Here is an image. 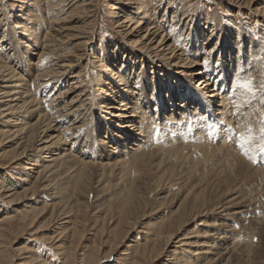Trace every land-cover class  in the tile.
Returning a JSON list of instances; mask_svg holds the SVG:
<instances>
[{"label": "bare ground", "instance_id": "obj_1", "mask_svg": "<svg viewBox=\"0 0 264 264\" xmlns=\"http://www.w3.org/2000/svg\"><path fill=\"white\" fill-rule=\"evenodd\" d=\"M111 1L127 38L96 53L107 63L96 80L77 70L89 56L78 46L92 39L80 36L74 51L62 52L74 36L65 22L78 2L66 0L65 5L73 2L69 13L53 15L48 28L40 10L35 21L27 19L32 3L27 13L20 9L14 25L0 21V59L12 62L0 66V125L15 139L16 161H25L33 184L43 173L48 183L61 175L103 196V185L113 180L125 220L143 214L146 191L155 189L160 200L168 190L163 202L172 204L159 208L144 251L150 247L159 256L183 236L168 264H227L236 258L247 264L253 242L242 237L249 216L238 192L264 187L262 24L258 29L242 19L234 27L195 13L201 26H191L186 5L171 16L168 9L158 15L152 0H136L132 7L127 0ZM177 14L181 25L174 22ZM254 15L264 23V8L256 7ZM214 37L210 49L206 45ZM31 57L37 64L50 60L33 79L26 65ZM237 81H251L252 91ZM34 114L39 116L32 123ZM249 128L253 139L241 147L240 136ZM175 169L181 170L177 183L167 184ZM0 191L2 198L14 195L19 201L25 195L3 184ZM192 225L197 226L185 233Z\"/></svg>", "mask_w": 264, "mask_h": 264}, {"label": "rangeland", "instance_id": "obj_2", "mask_svg": "<svg viewBox=\"0 0 264 264\" xmlns=\"http://www.w3.org/2000/svg\"><path fill=\"white\" fill-rule=\"evenodd\" d=\"M29 1L0 0L1 24L14 25L21 10L22 13H27L28 5L32 3L30 7L32 11L25 14L27 19L35 21V14L40 10L44 13L46 28H48L52 18L64 12L67 15L70 11L69 5L73 3L65 5L66 0ZM73 1L78 2L72 6L76 12L65 22V25L74 36L71 38L72 42L63 46L62 52L74 51L75 44L81 42L80 36H86L90 41L92 39L91 42L85 40L83 41L85 43H80L78 46L80 52L85 50L89 56L79 61L77 70L84 69L96 80V75L107 64L104 59L99 62L96 53L103 50L105 44L107 48L114 49L119 38L126 40L127 37L124 27H121L118 19L114 17L115 9L111 0ZM127 1L130 2L131 7L136 2V0ZM256 1L258 3L253 1L249 6H245L238 0H152V5L157 7L158 15L164 14L168 9L171 16L174 9L186 5L185 9H189V14H191L189 17L191 26L192 24L201 26V23L197 24L195 18V13H198L202 14L203 21L207 16H212L214 19H221L222 23L239 27L238 25L243 19V21H247L248 26L254 24L255 27H258L262 24L259 27L264 28V23H261L260 18L254 15L256 7L264 8V0ZM178 14L174 22L179 20L178 23L181 25V16ZM189 14L183 18L185 19ZM184 19L182 21L186 22ZM254 19L256 22L253 21ZM81 26H86L89 30H81ZM187 32L186 29L185 33L188 34L189 32ZM216 39L212 38L206 46L208 48L213 46ZM202 41L205 42L206 37ZM31 58L29 62H26V65L30 68V79H33V74H36L38 70L41 71L42 67L45 68L50 60L43 57L44 64L42 62L37 64L38 59ZM261 58L264 60V56ZM6 59V57L0 59V66L10 67L12 65L11 60ZM70 81H72L71 77ZM38 116V114H34L30 122H35ZM3 130H5L4 133ZM7 130L0 125V185L16 188L18 191L25 192V195L19 201L14 195L9 196L10 198L5 196L2 198L3 191H0L1 264H168L169 259L174 257L175 245L179 244L177 240L180 241L183 236L174 240L175 243L168 247V250H162L159 256L151 255L150 247H147L145 251L142 249L147 245L149 235L153 233L152 221H154L159 208L161 210L168 209L172 204H170L171 200L163 202L165 196L170 193L168 190L164 191L160 200H158L155 189L146 191V205H144L143 214L136 219L125 220L121 211L123 197L119 196L111 187L113 180L107 179L109 183L103 185H107L103 196L97 195L92 189L85 191V185H81L79 180H65L61 175L51 176L48 183L45 180L48 174L43 173L38 184H33V178L31 176L27 178L25 161H16V155L12 150L15 147V139L13 140ZM179 171L181 170L179 169ZM179 171L175 169L172 172L173 178L166 179V183H177L175 179L179 177L176 176L177 173H180ZM18 176L26 179H18ZM181 181L182 179H180V183ZM48 184L53 187V190L48 189ZM21 185L22 187H20ZM177 186L178 184H176ZM44 194L45 196H43ZM238 194L242 197L240 206L245 208L249 216L244 229L241 228L243 229L242 237H251L253 242L247 253V264H264V187L250 194L243 190ZM179 197L177 195V199ZM196 226L192 225L189 229L186 227L184 232H192ZM227 264L240 263L236 258Z\"/></svg>", "mask_w": 264, "mask_h": 264}, {"label": "snow or ice", "instance_id": "obj_3", "mask_svg": "<svg viewBox=\"0 0 264 264\" xmlns=\"http://www.w3.org/2000/svg\"><path fill=\"white\" fill-rule=\"evenodd\" d=\"M237 87L247 89L250 92L252 91L251 81H245V82L237 81ZM261 125H262L261 133L264 134V113L261 114ZM251 132L252 129L249 128L248 130L249 134L247 136L243 134L240 136L241 147H243L245 143H248L253 139ZM262 148H264V146H262Z\"/></svg>", "mask_w": 264, "mask_h": 264}]
</instances>
